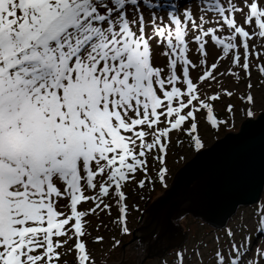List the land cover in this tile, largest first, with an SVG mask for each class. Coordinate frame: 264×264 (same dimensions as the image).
Returning <instances> with one entry per match:
<instances>
[{"label":"snow or ice","instance_id":"1","mask_svg":"<svg viewBox=\"0 0 264 264\" xmlns=\"http://www.w3.org/2000/svg\"><path fill=\"white\" fill-rule=\"evenodd\" d=\"M0 264H264V0H0Z\"/></svg>","mask_w":264,"mask_h":264},{"label":"water","instance_id":"2","mask_svg":"<svg viewBox=\"0 0 264 264\" xmlns=\"http://www.w3.org/2000/svg\"><path fill=\"white\" fill-rule=\"evenodd\" d=\"M204 165H205V160L201 159L188 164L187 166H185L184 169L181 170L180 173L181 183L185 189L189 188L199 178ZM195 211H197V209H194L193 212L188 213V216H191L192 218L199 220V217L194 215ZM223 215L224 214L222 213L219 217L216 218L217 223L220 222V219L223 217ZM181 228L184 229L182 224H181Z\"/></svg>","mask_w":264,"mask_h":264},{"label":"rangeland","instance_id":"3","mask_svg":"<svg viewBox=\"0 0 264 264\" xmlns=\"http://www.w3.org/2000/svg\"><path fill=\"white\" fill-rule=\"evenodd\" d=\"M183 165H180V167H182ZM171 183V181H170ZM160 194V190L158 189L156 193L153 194V200L156 198V196H158ZM199 220H196L194 218H192L191 216H188V219L186 221H183L181 224L184 227V230H187L189 228V225L191 226V229L193 232L198 231L199 230Z\"/></svg>","mask_w":264,"mask_h":264}]
</instances>
